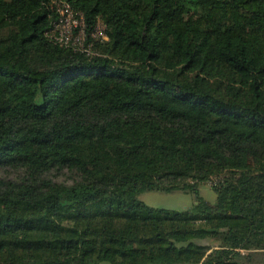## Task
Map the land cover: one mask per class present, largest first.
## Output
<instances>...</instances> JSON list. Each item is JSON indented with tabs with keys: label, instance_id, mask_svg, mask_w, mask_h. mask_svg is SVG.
<instances>
[{
	"label": "trees",
	"instance_id": "1",
	"mask_svg": "<svg viewBox=\"0 0 264 264\" xmlns=\"http://www.w3.org/2000/svg\"><path fill=\"white\" fill-rule=\"evenodd\" d=\"M54 1L0 0V264L263 256L264 0H64L86 50L48 37Z\"/></svg>",
	"mask_w": 264,
	"mask_h": 264
},
{
	"label": "built area",
	"instance_id": "2",
	"mask_svg": "<svg viewBox=\"0 0 264 264\" xmlns=\"http://www.w3.org/2000/svg\"><path fill=\"white\" fill-rule=\"evenodd\" d=\"M54 5L58 13V20L49 31L48 37L61 46L86 50L83 46L86 41V25L83 15L77 13L71 4L64 0H55ZM105 30V26L99 23L93 37L107 39ZM214 183L217 181L213 180L210 185Z\"/></svg>",
	"mask_w": 264,
	"mask_h": 264
},
{
	"label": "rangeland",
	"instance_id": "3",
	"mask_svg": "<svg viewBox=\"0 0 264 264\" xmlns=\"http://www.w3.org/2000/svg\"><path fill=\"white\" fill-rule=\"evenodd\" d=\"M197 197L202 198L206 202L214 205L217 202V195L212 190L210 184H204L200 186L197 193H185V192H161V191H151L145 192L140 195L139 199L151 207L163 208L167 210H185L192 208L197 204ZM259 258L252 260V262H257Z\"/></svg>",
	"mask_w": 264,
	"mask_h": 264
},
{
	"label": "crops",
	"instance_id": "4",
	"mask_svg": "<svg viewBox=\"0 0 264 264\" xmlns=\"http://www.w3.org/2000/svg\"><path fill=\"white\" fill-rule=\"evenodd\" d=\"M256 258H259V260L257 262H252L250 264H264V254H263V256L261 254L258 255V257H256Z\"/></svg>",
	"mask_w": 264,
	"mask_h": 264
}]
</instances>
